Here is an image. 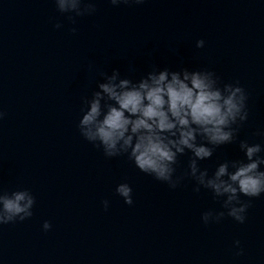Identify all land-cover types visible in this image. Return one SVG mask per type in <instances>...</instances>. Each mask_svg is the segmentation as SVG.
<instances>
[{
	"label": "water",
	"instance_id": "obj_1",
	"mask_svg": "<svg viewBox=\"0 0 264 264\" xmlns=\"http://www.w3.org/2000/svg\"><path fill=\"white\" fill-rule=\"evenodd\" d=\"M96 7L72 24L54 0H0V188H27L36 199L31 218L0 226V264H264V194L243 224L225 216L205 225L202 213L224 210L209 190L194 192L190 178L172 189L126 155L105 157L78 129L101 72L138 80L153 67L208 69L245 89L249 116L237 140L199 166L211 175L244 159L240 140L264 147V0ZM191 156L179 157L176 175ZM122 182L132 205L115 192Z\"/></svg>",
	"mask_w": 264,
	"mask_h": 264
},
{
	"label": "clouds",
	"instance_id": "obj_2",
	"mask_svg": "<svg viewBox=\"0 0 264 264\" xmlns=\"http://www.w3.org/2000/svg\"><path fill=\"white\" fill-rule=\"evenodd\" d=\"M114 7L120 4H142L144 0H109ZM56 9L75 24L76 17L94 15L96 0H54ZM57 29L61 28L56 23ZM70 31L75 33L76 28ZM203 39L196 48H203ZM102 82L91 98H83L78 129L80 135L94 147L102 149L105 157L126 155L140 172L178 187L185 178L195 181L194 192L201 188L221 200L224 210H208L201 220L207 225L219 223L225 216L243 224L251 206V199L264 194V147L260 143L239 141L244 159L225 160L209 175L199 161L212 158L216 148L237 140L240 126L247 121L248 96L236 83H223L208 69L190 70L168 67L147 72L138 80L121 76L118 69L109 75L101 72ZM5 116L0 111V120ZM257 135L264 136V132ZM191 152L187 169L176 175L179 157ZM116 194L125 204H133V190L129 183H119ZM248 197L243 200L241 197ZM222 198V199H221ZM36 199L27 188L12 191L0 188V226L23 222L33 215ZM105 210L109 201H102ZM226 210V211H225ZM52 225L44 221L42 228ZM239 249L240 241L234 242ZM236 255H243V250Z\"/></svg>",
	"mask_w": 264,
	"mask_h": 264
}]
</instances>
